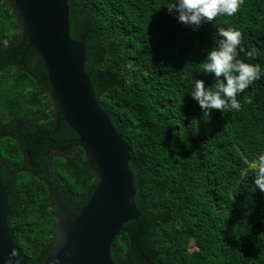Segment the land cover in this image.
Instances as JSON below:
<instances>
[{
  "label": "trees",
  "instance_id": "1",
  "mask_svg": "<svg viewBox=\"0 0 264 264\" xmlns=\"http://www.w3.org/2000/svg\"><path fill=\"white\" fill-rule=\"evenodd\" d=\"M166 3L68 0L71 37L84 39L97 100L127 144L142 213L124 223L111 255L117 264H145L144 256L154 264H264V191L247 168L264 149V74L237 93L238 111L204 114L187 93L195 78L215 84L202 65L218 27L238 28L237 57L264 70V0H243L232 16L195 30ZM19 32L15 13L0 0V49ZM249 49L254 56H245ZM9 76L0 86L5 98L28 82ZM64 164L53 177L67 194L80 195V204L98 179L82 148ZM23 182L9 229L24 258L42 263L56 238L54 190L46 176Z\"/></svg>",
  "mask_w": 264,
  "mask_h": 264
},
{
  "label": "water",
  "instance_id": "2",
  "mask_svg": "<svg viewBox=\"0 0 264 264\" xmlns=\"http://www.w3.org/2000/svg\"><path fill=\"white\" fill-rule=\"evenodd\" d=\"M2 1L17 17L22 42L28 41L41 56L50 95L79 135L78 145L84 148L87 164L98 179L80 205L69 213L57 212L54 248L44 262L29 261L19 252L20 264H117L111 255L112 242L124 223L142 213L135 202L127 144L97 100L85 70L84 39L71 37L68 0ZM14 49L18 46L10 50ZM8 187L0 167V264L11 248H17L8 223V217L15 215L8 199L14 192ZM143 260L154 264L145 256Z\"/></svg>",
  "mask_w": 264,
  "mask_h": 264
},
{
  "label": "flooded vegetation",
  "instance_id": "3",
  "mask_svg": "<svg viewBox=\"0 0 264 264\" xmlns=\"http://www.w3.org/2000/svg\"><path fill=\"white\" fill-rule=\"evenodd\" d=\"M21 36L20 28L17 39L13 43L6 40L0 49V86L7 82V77L3 80L6 73L28 77L13 98L0 96L1 175L7 189L14 192L8 196L9 204H17V208L26 187L23 181L49 177V187L54 190L49 208L54 210L56 222L57 212L69 213L85 199L78 204L80 195L68 191L69 196L53 177L54 170L84 148L78 145L79 135L65 121L58 101L50 95L51 84L41 56L28 41L22 42ZM16 46L18 49L10 50Z\"/></svg>",
  "mask_w": 264,
  "mask_h": 264
},
{
  "label": "clouds",
  "instance_id": "4",
  "mask_svg": "<svg viewBox=\"0 0 264 264\" xmlns=\"http://www.w3.org/2000/svg\"><path fill=\"white\" fill-rule=\"evenodd\" d=\"M243 0H167L164 5L176 16L178 22L191 26L193 30L204 22H213L219 15L232 16L241 7ZM218 40L209 48L203 60V72L212 74L214 85H206L201 78H195L189 92L198 103L202 113L209 114L213 109L239 110L237 93L242 92L254 80L264 74L259 64L247 62L237 57V48L243 51L242 35L233 26L216 28ZM255 50L245 52L246 57L254 56ZM253 173L252 183L264 191V149L260 150L247 163ZM70 253L65 252V255ZM21 255L13 247L3 259V264H20ZM58 264V262H57Z\"/></svg>",
  "mask_w": 264,
  "mask_h": 264
}]
</instances>
